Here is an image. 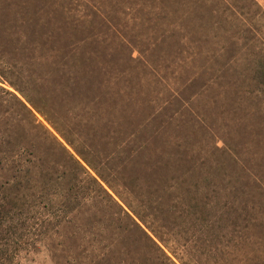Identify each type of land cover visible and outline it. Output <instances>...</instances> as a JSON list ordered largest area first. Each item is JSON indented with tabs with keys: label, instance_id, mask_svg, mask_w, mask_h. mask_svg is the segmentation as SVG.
Here are the masks:
<instances>
[{
	"label": "rangeland",
	"instance_id": "rangeland-1",
	"mask_svg": "<svg viewBox=\"0 0 264 264\" xmlns=\"http://www.w3.org/2000/svg\"><path fill=\"white\" fill-rule=\"evenodd\" d=\"M0 252L264 264V0H0Z\"/></svg>",
	"mask_w": 264,
	"mask_h": 264
},
{
	"label": "trees",
	"instance_id": "trees-1",
	"mask_svg": "<svg viewBox=\"0 0 264 264\" xmlns=\"http://www.w3.org/2000/svg\"><path fill=\"white\" fill-rule=\"evenodd\" d=\"M75 161V163L77 164V167H79L80 169H83V170H85L84 172H87L88 174H89V172L86 170V169H84V167H83V165L77 160V159H75L74 160ZM90 175V174H89ZM91 178H93V181L95 182V183H97L99 186H101V184L97 181V179L96 178H94V177H92L91 176ZM102 187V186H101ZM105 192L107 193V195L109 196V197H111V195L105 190ZM112 198V197H111ZM123 211H124V213L126 214V215H129L130 216V213L127 211V210H124L123 209ZM1 253V252H0ZM8 259V258H7Z\"/></svg>",
	"mask_w": 264,
	"mask_h": 264
}]
</instances>
